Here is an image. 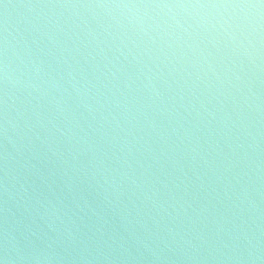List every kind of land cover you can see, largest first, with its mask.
Segmentation results:
<instances>
[{"label":"water","instance_id":"95a60500","mask_svg":"<svg viewBox=\"0 0 264 264\" xmlns=\"http://www.w3.org/2000/svg\"><path fill=\"white\" fill-rule=\"evenodd\" d=\"M0 264H264V0H0Z\"/></svg>","mask_w":264,"mask_h":264}]
</instances>
